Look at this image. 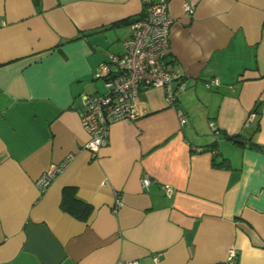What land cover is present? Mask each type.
Here are the masks:
<instances>
[{
    "label": "crops",
    "instance_id": "0c3cea01",
    "mask_svg": "<svg viewBox=\"0 0 264 264\" xmlns=\"http://www.w3.org/2000/svg\"><path fill=\"white\" fill-rule=\"evenodd\" d=\"M144 9L0 0V264H264V0H169L166 62L186 89L168 105L143 88L141 116L115 121L94 157L85 148L80 95L104 92L97 67L131 32L113 23ZM68 154L40 192L35 179ZM66 187L86 217L63 207Z\"/></svg>",
    "mask_w": 264,
    "mask_h": 264
},
{
    "label": "built area",
    "instance_id": "2783aa9c",
    "mask_svg": "<svg viewBox=\"0 0 264 264\" xmlns=\"http://www.w3.org/2000/svg\"><path fill=\"white\" fill-rule=\"evenodd\" d=\"M145 9L142 16L129 24L130 35L123 41V52L110 53L107 59L97 67L95 77L103 80L104 92L80 95V123L88 134L85 148L94 157L97 151L108 143L111 125L118 120L133 122L141 116L139 110L140 93L143 88H161L168 105L177 100L178 92L186 89L187 80L184 73L169 68L166 57L170 54L169 33L173 18L168 11L169 0H142ZM184 10L190 17L193 7L185 2ZM176 83V85H174ZM218 84L212 78L205 82L208 88ZM180 121L185 116L179 111ZM257 118L253 108L247 115L245 125ZM210 127L214 128L213 123ZM198 151L203 150L197 147ZM73 158L72 154L58 163H51L36 179L35 186L45 192L53 180L63 171ZM142 186L147 188L149 177L142 178ZM170 192V187H164ZM123 205L117 196L112 206L116 213ZM159 253L153 255L155 263L159 261ZM127 264H139L130 260Z\"/></svg>",
    "mask_w": 264,
    "mask_h": 264
},
{
    "label": "trees",
    "instance_id": "16d2710c",
    "mask_svg": "<svg viewBox=\"0 0 264 264\" xmlns=\"http://www.w3.org/2000/svg\"><path fill=\"white\" fill-rule=\"evenodd\" d=\"M141 16H142V14L137 16V17L119 20L117 22H114L113 25L117 26V25H122V24H130L131 22L135 21L136 19L140 18ZM257 106L254 107V109L258 115V112H257L258 107ZM230 139H232L235 142H244L236 136H231ZM210 149H211V151H214V154H216V151L214 150V148H210ZM62 205L68 211L75 212L78 215L83 216V217H86L91 210L89 205H87L86 203H83L82 201H80L79 199H77L75 197L74 189L71 187H66L64 189ZM78 207L81 208V212H76V209H78Z\"/></svg>",
    "mask_w": 264,
    "mask_h": 264
}]
</instances>
